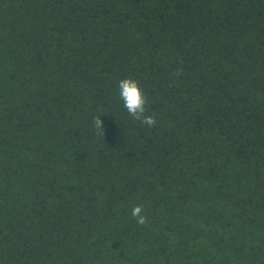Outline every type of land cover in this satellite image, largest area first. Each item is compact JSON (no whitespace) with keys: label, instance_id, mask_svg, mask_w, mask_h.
<instances>
[{"label":"trees","instance_id":"16d2710c","mask_svg":"<svg viewBox=\"0 0 264 264\" xmlns=\"http://www.w3.org/2000/svg\"><path fill=\"white\" fill-rule=\"evenodd\" d=\"M0 264H264V0H0Z\"/></svg>","mask_w":264,"mask_h":264},{"label":"clouds","instance_id":"9594fccd","mask_svg":"<svg viewBox=\"0 0 264 264\" xmlns=\"http://www.w3.org/2000/svg\"><path fill=\"white\" fill-rule=\"evenodd\" d=\"M119 100L123 108L134 122H139L141 126L148 128L155 127L157 120L152 115H146L147 97L139 81L133 78H123L118 82ZM93 125L101 135L106 134L104 120L100 116L93 118ZM131 215L139 226L148 224V217L145 215V206L143 204L134 205L131 209Z\"/></svg>","mask_w":264,"mask_h":264}]
</instances>
